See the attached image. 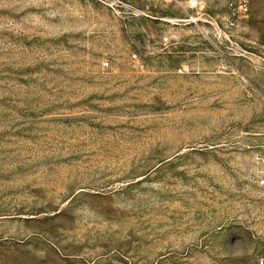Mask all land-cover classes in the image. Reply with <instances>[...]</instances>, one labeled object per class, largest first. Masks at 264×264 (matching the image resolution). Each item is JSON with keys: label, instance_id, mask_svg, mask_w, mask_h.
Instances as JSON below:
<instances>
[{"label": "rangeland", "instance_id": "rangeland-1", "mask_svg": "<svg viewBox=\"0 0 264 264\" xmlns=\"http://www.w3.org/2000/svg\"><path fill=\"white\" fill-rule=\"evenodd\" d=\"M0 0V264L264 260V0Z\"/></svg>", "mask_w": 264, "mask_h": 264}, {"label": "built area", "instance_id": "built-area-1", "mask_svg": "<svg viewBox=\"0 0 264 264\" xmlns=\"http://www.w3.org/2000/svg\"><path fill=\"white\" fill-rule=\"evenodd\" d=\"M227 1H228L229 3H231V4H234L235 2H240L242 5H245V4H246V0H227ZM190 2H191V5H192V6H196V5L199 4V1H198V0H191ZM260 184H261V185H264V178H262V179L260 180ZM259 264H264V260L261 259L260 262H259Z\"/></svg>", "mask_w": 264, "mask_h": 264}]
</instances>
